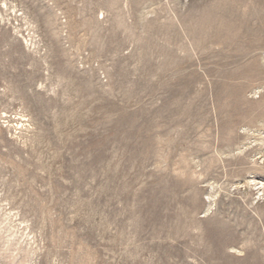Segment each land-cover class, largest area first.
Instances as JSON below:
<instances>
[{"label":"rangeland","instance_id":"1","mask_svg":"<svg viewBox=\"0 0 264 264\" xmlns=\"http://www.w3.org/2000/svg\"><path fill=\"white\" fill-rule=\"evenodd\" d=\"M0 264H264V0H0Z\"/></svg>","mask_w":264,"mask_h":264}]
</instances>
